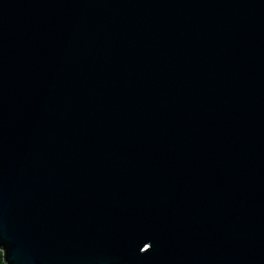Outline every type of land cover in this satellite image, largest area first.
Wrapping results in <instances>:
<instances>
[{"label": "water", "instance_id": "water-1", "mask_svg": "<svg viewBox=\"0 0 264 264\" xmlns=\"http://www.w3.org/2000/svg\"><path fill=\"white\" fill-rule=\"evenodd\" d=\"M6 264H264V0H0Z\"/></svg>", "mask_w": 264, "mask_h": 264}, {"label": "trees", "instance_id": "trees-1", "mask_svg": "<svg viewBox=\"0 0 264 264\" xmlns=\"http://www.w3.org/2000/svg\"><path fill=\"white\" fill-rule=\"evenodd\" d=\"M3 246L2 244L0 245V264H6L5 260H4V250H3Z\"/></svg>", "mask_w": 264, "mask_h": 264}]
</instances>
